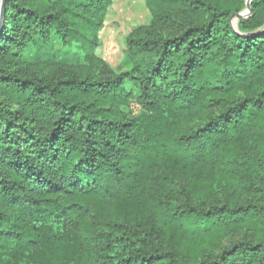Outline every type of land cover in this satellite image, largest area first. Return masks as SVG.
<instances>
[{
    "label": "trees",
    "instance_id": "trees-1",
    "mask_svg": "<svg viewBox=\"0 0 264 264\" xmlns=\"http://www.w3.org/2000/svg\"><path fill=\"white\" fill-rule=\"evenodd\" d=\"M110 3L4 2L0 264H264V0H146L117 74Z\"/></svg>",
    "mask_w": 264,
    "mask_h": 264
},
{
    "label": "rangeland",
    "instance_id": "rangeland-1",
    "mask_svg": "<svg viewBox=\"0 0 264 264\" xmlns=\"http://www.w3.org/2000/svg\"><path fill=\"white\" fill-rule=\"evenodd\" d=\"M151 18L146 0H111L102 27L98 31L99 43L92 54L101 58L115 74L125 70L127 36L135 27L149 24ZM232 22L236 26L238 20L234 17ZM26 59L74 64L82 63L86 59V54L81 46L77 44L63 46L53 37L49 42L39 41L30 46L26 52ZM128 108L133 114L139 111V105L134 99Z\"/></svg>",
    "mask_w": 264,
    "mask_h": 264
},
{
    "label": "water",
    "instance_id": "water-1",
    "mask_svg": "<svg viewBox=\"0 0 264 264\" xmlns=\"http://www.w3.org/2000/svg\"><path fill=\"white\" fill-rule=\"evenodd\" d=\"M4 2H5V0H1V5H0V27L3 24V20H4ZM249 2H250V0H246L245 8L241 12L236 13V14L231 16V18H230L231 25L233 26L234 29L237 28V25L236 26L234 25V23L232 22V18L235 17L237 20H239L241 18L247 17L251 13V7H250Z\"/></svg>",
    "mask_w": 264,
    "mask_h": 264
},
{
    "label": "bare ground",
    "instance_id": "bare-ground-1",
    "mask_svg": "<svg viewBox=\"0 0 264 264\" xmlns=\"http://www.w3.org/2000/svg\"><path fill=\"white\" fill-rule=\"evenodd\" d=\"M0 5H1V0H0ZM235 24V23H234Z\"/></svg>",
    "mask_w": 264,
    "mask_h": 264
}]
</instances>
